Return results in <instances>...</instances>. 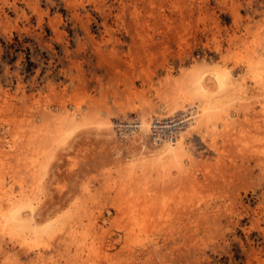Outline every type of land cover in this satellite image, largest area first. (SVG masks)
Returning <instances> with one entry per match:
<instances>
[{"label": "rangeland", "instance_id": "1", "mask_svg": "<svg viewBox=\"0 0 264 264\" xmlns=\"http://www.w3.org/2000/svg\"><path fill=\"white\" fill-rule=\"evenodd\" d=\"M129 1L0 0L3 183L41 199L44 230L0 236V264H264V0ZM220 69L179 163L127 147L125 125L193 106L192 79Z\"/></svg>", "mask_w": 264, "mask_h": 264}, {"label": "bare ground", "instance_id": "2", "mask_svg": "<svg viewBox=\"0 0 264 264\" xmlns=\"http://www.w3.org/2000/svg\"><path fill=\"white\" fill-rule=\"evenodd\" d=\"M127 1L129 0H119L117 8H119L120 6H125L127 4ZM132 1V0H130ZM129 1V2H130ZM145 1V0H144ZM148 1V0H147ZM128 2V3H129ZM133 2L135 3V0H133ZM147 3V2H146ZM132 4V3H131ZM130 5V4H129ZM136 5V4H134ZM132 4V7L134 6ZM131 7V8H132ZM130 7H128L129 9ZM130 8V9H131ZM135 8V7H134ZM122 9V8H121ZM119 10V9H117ZM120 11V10H119ZM136 11V9H135ZM122 12V11H120ZM138 12V11H136ZM118 13V12H117ZM139 13V12H138ZM137 13V14H138ZM117 15V14H116ZM166 15V14H165ZM118 16V15H117ZM183 19V18H182ZM258 31V30H257ZM138 33V32H136ZM140 34V33H139ZM254 38V37H253ZM154 42V40H153ZM152 43V40H151ZM155 44V43H154ZM248 54V53H247ZM259 55V54H257ZM246 56V55H245ZM251 56V55H250ZM261 56V55H259ZM258 57V56H257ZM249 58V57H248ZM256 58V57H255ZM253 59L250 60L249 59V66H251L253 69V78L254 81L257 83H259V81H263L262 77L263 75L260 73H264L263 69L264 67L260 68L261 64H260V60L257 59ZM262 69V71H260ZM206 70V69H205ZM214 70H219V69H214ZM221 70V69H220ZM255 70V71H254ZM260 71V72H259ZM210 72V71H209ZM206 71H202V72H198L195 77L192 79L191 84L193 85V89L191 88V91L194 95V97H197L196 101L192 103L193 106L187 107V109L182 110L181 112H176L173 114L168 115L167 117H160V116H153L152 118H148L146 115H142L140 116L139 114V118H137L135 121L132 122V125H125L131 128L130 133L128 134V136H126V142H128V146L127 147H136L138 146L139 149H142L143 147L146 146V142H147V138L150 137L151 138V142L152 144H154V146L152 147L154 152H152L151 155H155V160L157 159H161L164 157H167L169 159H171L174 162L175 159H180L182 156H184V154L186 153V148L188 147L187 145V134L188 132H190L192 126H195L196 129H198L199 131H202V129L208 127V125L210 124V121L212 120L211 118L213 117V113L214 109L218 106L219 104V99L215 98L214 96H212L213 94H211V91L209 90V88L207 87V83L208 80H214L215 82H217V86L215 85V89L221 88L224 85V80L222 75L225 76L226 71L225 70H221L220 72H214L212 75H208L205 76ZM194 75V74H193ZM262 75V77H261ZM228 76V75H227ZM189 77V76H188ZM232 79V78H231ZM230 80V79H229ZM235 81V80H234ZM233 81V82H234ZM237 81H235L236 83ZM187 83H189L187 81ZM263 84V82H261ZM260 83V84H261ZM175 84V82H174ZM173 84V85H174ZM190 84V85H191ZM176 85V84H175ZM183 87V86H182ZM195 90V91H194ZM218 90V89H217ZM215 90V91H217ZM179 91V87L178 90ZM214 91V92H215ZM164 92V91H162ZM166 92V91H165ZM181 92V90H180ZM185 93L187 94V92L185 91ZM166 94V93H165ZM185 94V95H186ZM160 96V95H159ZM192 96V95H191ZM163 97V95H162ZM169 97V96H168ZM179 98V97H178ZM162 99V98H161ZM189 99V98H188ZM193 99V98H190ZM183 101V100H182ZM185 102V101H183ZM192 102V100H191ZM171 104V103H170ZM169 104V105H170ZM185 104V103H184ZM178 105V103H177ZM223 105V104H222ZM185 106V105H184ZM232 106V105H231ZM149 107V106H148ZM181 107V106H180ZM48 108V107H47ZM152 108V107H151ZM170 108V107H169ZM177 108V107H176ZM172 109V108H171ZM174 109V107H173ZM65 110V109H64ZM170 110V109H169ZM175 110V109H174ZM44 111V110H43ZM67 111V110H66ZM140 112V111H139ZM216 112V111H215ZM50 114V113H48ZM66 114V113H65ZM146 114V113H145ZM11 115V114H10ZM43 115V113H42ZM73 115V114H72ZM71 115V116H72ZM216 115V114H215ZM5 117V116H4ZM7 117V116H6ZM10 117V116H9ZM70 118V117H69ZM73 118V117H72ZM103 118V117H102ZM13 119V118H12ZM24 119V118H23ZM101 120V119H100ZM21 121V120H20ZM231 121V120H230ZM234 121V120H233ZM19 122V121H18ZM25 122V121H24ZM46 122V121H45ZM77 122V121H76ZM232 122V121H231ZM13 123V122H12ZM11 123V124H12ZM26 123V122H25ZM60 123V122H59ZM58 123V124H59ZM100 123V122H99ZM103 123V122H102ZM105 123V121H104ZM109 123V122H108ZM131 123V122H130ZM36 124V123H35ZM42 124V123H41ZM50 124V123H49ZM82 124V123H80ZM72 125V124H71ZM77 125V124H76ZM79 125V124H78ZM105 126H107L106 124H104ZM23 126V125H22ZM38 126V125H37ZM36 126V127H37ZM45 126V125H44ZM73 126V125H72ZM20 127V126H19ZM74 127V126H73ZM227 127V125H226ZM26 128V127H25ZM72 128V127H71ZM169 128V129H167ZM194 128V127H193ZM29 129V128H28ZM33 129V127H32ZM61 129V128H60ZM203 129V130H204ZM220 129V128H219ZM50 130V129H49ZM48 130V131H49ZM63 130V129H62ZM66 130V129H65ZM195 130V129H194ZM38 132V129L36 130ZM35 131V132H36ZM60 131V130H59ZM197 131V130H196ZM195 131V132H196ZM219 131V130H218ZM221 131V129H220ZM44 132V131H43ZM216 132V131H215ZM230 132V131H229ZM45 133V132H44ZM198 133V132H197ZM64 134V133H63ZM32 135V133H31ZM152 135V136H151ZM215 135V134H214ZM230 135V134H229ZM65 137V136H64ZM23 138V137H22ZM27 138V137H26ZM30 138V137H29ZM66 138V137H65ZM233 138V137H231ZM230 138V141H231ZM240 139V137H239ZM233 140V139H232ZM11 141V140H10ZM14 141V140H13ZM236 141V140H235ZM31 142V141H30ZM40 142V141H39ZM38 142V143H39ZM137 142V143H136ZM118 143V142H117ZM119 144V143H118ZM121 144V143H120ZM150 144V143H149ZM233 144V143H231ZM233 146V145H231ZM12 147L11 144H8V148L10 149ZM37 147V146H36ZM126 147V148H127ZM245 147V146H244ZM32 148V147H31ZM38 148V147H37ZM121 148V147H120ZM128 149V148H127ZM147 149V148H146ZM244 149V148H243ZM152 150V151H153ZM5 154L7 152L6 149L2 148L0 146V153ZM188 158L187 160H189L190 158L193 159L195 157H192L191 153H187ZM8 155V154H7ZM23 155V154H22ZM35 155V154H33ZM40 155V154H39ZM3 156V155H1ZM11 156V155H10ZM29 156V155H28ZM14 157V155H13ZM18 157V156H17ZM24 157V155H23ZM34 157V156H33ZM37 157V156H36ZM35 157V159H36ZM41 157V156H40ZM153 157V156H152ZM31 156L28 159L29 162H31ZM34 159V158H33ZM34 159V160H35ZM142 159V158H141ZM169 159L166 161L169 162ZM38 160V159H37ZM185 160V159H184ZM197 160V159H196ZM42 161V159L40 160ZM148 161V160H147ZM160 161V160H158ZM157 161V162H158ZM162 161V159H161ZM193 163V160H190ZM33 162V161H32ZM156 162V164H158ZM177 162L179 163V161L177 160ZM176 162V163H177ZM183 162V161H182ZM189 162V161H188ZM187 162V163H188ZM197 162V161H196ZM4 161L2 163H0V236H2V238L7 239V241L9 243H11L12 246L14 245H18L20 248H24L25 245L28 244V246L30 245V243H37L42 235L44 230H41V228H39L38 226V222L40 221V219L37 218V208L39 207V204L41 203V199L39 197H31V195L29 196L28 193H26V190H24V188L22 190H20L19 193H14L12 191V189H7L5 188V183H3V172L2 170H4V168H6L7 165H3ZM17 163V162H16ZM9 165L11 163H8ZM18 164V163H17ZM175 164V163H174ZM195 162L192 164L194 165ZM204 164V163H203ZM38 165V164H37ZM165 165V164H164ZM163 165V166H164ZM171 165H173L171 163ZM181 165V162H180ZM190 165V167L192 166L190 163L188 164ZM187 165V166H188ZM149 166V165H148ZM158 166V165H157ZM179 166V165H178ZM11 167V166H10ZM20 167V166H19ZM186 167V166H185ZM189 167V166H188ZM189 167V168H190ZM9 168V167H8ZM24 168V167H23ZM35 167H32V170ZM168 168V167H167ZM181 168V167H180ZM19 169V168H18ZM159 169V168H158ZM185 169H188L187 167ZM10 170V169H8ZM12 170V169H11ZM25 170V168H24ZM31 170V171H32ZM140 170V169H139ZM170 170V169H169ZM191 170V168L189 169ZM143 171V170H142ZM179 171V168H178ZM181 171V170H180ZM195 171V170H194ZM7 172V171H6ZM19 172V171H18ZM21 172V171H20ZM196 172V171H195ZM12 173V172H11ZM28 173H30L28 171ZM34 173V172H33ZM131 173V172H130ZM186 173V171H185ZM187 173L188 170H187ZM10 174V173H9ZM192 174V173H191ZM194 174V173H193ZM13 176V175H12ZM165 176V175H164ZM171 176V175H170ZM194 176V175H193ZM191 175V177H193ZM19 177V176H18ZM31 177V176H30ZM40 177V175H39ZM32 178V177H31ZM188 178V177H187ZM195 178V177H194ZM9 179V178H8ZM7 179V180H8ZM11 179L14 180V178L11 177ZM169 179V178H168ZM33 180V178H32ZM40 180V179H39ZM194 181V180H193ZM7 182V181H6ZM14 182V181H13ZM21 182V181H20ZM30 182V181H29ZM22 183V182H21ZM31 183V182H30ZM138 183V182H137ZM196 183V182H195ZM8 184V183H7ZM13 184V183H12ZM20 184V183H19ZM194 184V183H193ZM197 184V183H196ZM140 185V184H139ZM22 186V185H21ZM24 186V185H23ZM27 186V185H26ZM36 186V185H35ZM143 187V185H141ZM40 187V186H39ZM146 187V186H145ZM194 187V186H193ZM13 188V187H12ZM16 189V188H15ZM30 189V188H29ZM34 189V188H33ZM139 189V188H138ZM36 190V189H34ZM38 190V189H37ZM52 190V189H51ZM140 190V189H139ZM138 190V191H139ZM49 191V190H48ZM93 191V190H92ZM142 191V190H141ZM94 193V192H92ZM139 193V192H138ZM143 194V192H141ZM147 193V192H146ZM33 194V193H32ZM135 194V193H134ZM137 194V193H136ZM145 195V194H144ZM88 196V195H87ZM143 196V195H142ZM129 197V196H128ZM138 197V196H137ZM90 198V197H89ZM130 200V199H129ZM136 200V199H135ZM134 200V201H135ZM43 201V200H42ZM131 204H132V200ZM138 202V201H137ZM133 205V204H132ZM141 206V205H140ZM159 206V205H158ZM81 207V206H80ZM133 207V206H132ZM163 207V206H162ZM179 207V206H178ZM143 208V207H142ZM75 209V208H74ZM40 213V212H39ZM135 213V212H134ZM132 213V214H134ZM142 213V212H141ZM128 214V213H127ZM136 214V213H135ZM92 215V214H91ZM146 215V214H145ZM144 215V217H145ZM133 216V215H132ZM139 216V214H138ZM130 217V216H128ZM142 217V216H140ZM126 219V218H125ZM131 219V218H130ZM129 219V220H130ZM94 221V220H93ZM143 221V220H142ZM48 222V221H47ZM133 222V221H132ZM157 222V221H156ZM61 223V222H60ZM138 223V222H137ZM43 224V223H41ZM40 224V225H41ZM147 224V223H146ZM132 225V224H131ZM134 225V224H133ZM142 224H140L141 226ZM153 225V224H152ZM71 226V225H70ZM136 226V225H134ZM143 228V227H142ZM51 231V230H50ZM54 232V231H51ZM88 232V231H87ZM69 233V232H68ZM54 234V233H53ZM45 235V234H44ZM51 235V234H50ZM74 236V235H72ZM53 237V236H52ZM65 237V236H64ZM47 238V237H46ZM85 238V236H84ZM3 240V239H2ZM57 240V239H56ZM73 240V239H72ZM85 240V239H84ZM5 241V240H4ZM46 241V240H45ZM64 241V240H63ZM71 241V240H70ZM40 242V241H39ZM82 241L78 242L81 243ZM86 242V240H85ZM93 242V241H92ZM154 242V241H153ZM60 243V241H59ZM130 243V242H129ZM39 244V243H38ZM42 244V243H41ZM39 244V245H41ZM77 244V245H78ZM83 244V243H82ZM85 244V243H84ZM97 244V243H96ZM128 244V243H127ZM87 245L88 241H87ZM86 246V244H85ZM35 247V246H34ZM41 247V246H40ZM68 247V246H67ZM88 247V246H87ZM18 248V249H20ZM30 248V247H29ZM81 248V247H80ZM45 249V248H44ZM130 249V248H128ZM87 250V249H86ZM89 251V250H88ZM21 252V250H20ZM86 252V251H85ZM76 253V252H75ZM81 254V253H80ZM76 258V257H75ZM40 259V258H39ZM130 261V260H129ZM75 262V261H74ZM64 263V262H63ZM71 263V262H70Z\"/></svg>", "mask_w": 264, "mask_h": 264}, {"label": "built area", "instance_id": "3", "mask_svg": "<svg viewBox=\"0 0 264 264\" xmlns=\"http://www.w3.org/2000/svg\"><path fill=\"white\" fill-rule=\"evenodd\" d=\"M167 129H169V128H167Z\"/></svg>", "mask_w": 264, "mask_h": 264}]
</instances>
